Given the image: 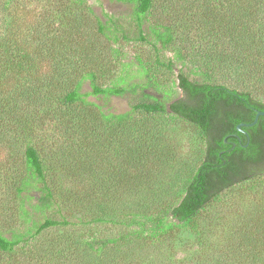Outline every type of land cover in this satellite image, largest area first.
Listing matches in <instances>:
<instances>
[{
  "label": "trees",
  "instance_id": "1",
  "mask_svg": "<svg viewBox=\"0 0 264 264\" xmlns=\"http://www.w3.org/2000/svg\"><path fill=\"white\" fill-rule=\"evenodd\" d=\"M16 1L0 0V146L12 148V157H19L24 167L17 193L35 199L38 203L33 210L37 212L57 204L60 197L55 193V171L33 138L36 120L31 114L37 106L67 134L73 133L74 143L83 154L103 145L118 148L122 154L119 171L125 161H130L137 174L123 170L120 177L110 179L111 185L116 182L118 198L113 197L107 183L100 190L105 194L101 198H97L95 188L92 198L79 195L72 203L76 222L46 218L35 221L27 232L0 229V253L10 255L29 246L32 250L25 256L38 264H169L175 238L187 229L195 230L200 247L211 250L210 242L217 229L212 215L214 204L235 188L264 179V116L255 126L242 127L244 132L238 130L240 124L252 123L257 112L264 111V0H219L223 6L229 5L230 18L225 24L230 47L221 52L222 59L201 63L206 69L200 77H193L192 67L184 61L187 71L180 69L179 93L172 99L153 95L151 88L158 92L160 89L152 81L104 87L97 71L82 64L77 68L72 59L68 68L41 72L29 49L21 44L20 37L26 29L9 11ZM117 1L130 5L139 30L137 40L148 42L147 30L162 48H168L175 41L182 44L197 28L201 5L206 18L211 3L217 0ZM89 11L93 14L90 8ZM107 19L104 23L97 18L99 30L108 40L117 41L109 25L119 31L116 22L112 16L107 15ZM75 37L80 39L79 35ZM123 38L128 36L123 34ZM156 50L159 52V48ZM178 57L184 58L182 51ZM157 61L174 72L172 59L168 63ZM214 69L219 70L223 82L215 80ZM86 82L90 83L88 92L83 90ZM130 93H140L141 97L124 113L107 110L89 99L126 98ZM168 117L197 129L204 142L203 156L177 192L167 188L164 193L155 187L151 193L152 174L161 173L163 165H169L167 161L176 154L166 135L168 123L164 120ZM81 161L82 156L75 160L76 165H83ZM80 183L84 184L83 179ZM32 192L37 195L31 196ZM24 213L28 215V211ZM217 222L220 225L222 219ZM104 224L120 230L104 236L91 231L70 232L48 243L37 240L52 228ZM238 224L245 227L240 236L248 240L250 255L246 260L231 261L234 256L222 250L220 255H211L212 261H208L212 253H205L209 257L203 261L199 251L194 264H264L260 247L264 246V207L250 209L239 217Z\"/></svg>",
  "mask_w": 264,
  "mask_h": 264
},
{
  "label": "rangeland",
  "instance_id": "2",
  "mask_svg": "<svg viewBox=\"0 0 264 264\" xmlns=\"http://www.w3.org/2000/svg\"><path fill=\"white\" fill-rule=\"evenodd\" d=\"M82 1L80 4L79 0H17L9 8L13 16L19 17L16 20L21 28L26 29L25 34L20 37L21 44L29 49L34 60L38 62L41 72H52L59 67L68 68L72 59L73 65L77 68L82 64L89 70L97 71L99 81L104 87L145 85L152 81L160 89L159 93L151 88L150 92L153 95H164L172 99L179 93L177 75L180 69L187 71L183 68L184 61L192 67V76L200 77L206 69L201 63L218 60L217 57L222 59L221 52L227 51L230 47L228 45L229 28H227L228 24H225L230 18L227 16L229 5L223 6L219 0L211 3V12L206 18L203 16L207 12L203 13L205 8H202L200 4L201 12H198L200 15L196 18L198 19L197 28L194 27V31L182 40V44L179 43L180 41H175L168 48H162L147 30L148 42L137 40L139 30L129 4L117 0ZM89 8L93 14L90 13ZM107 15L112 16L116 22L119 31H116L111 24L109 25L116 33L117 41L108 40L99 30L97 18L106 23ZM123 34L127 35L128 39H124ZM76 35H79L80 39L75 37ZM75 39L78 40L77 44ZM156 48H159V52ZM180 51L183 52L184 58H177V53ZM158 59L164 63L172 59L175 65L174 72L159 64ZM213 72L215 80L223 82L221 74L218 73L219 70L214 69ZM83 90L85 92L91 90L89 82L84 84ZM140 97V93L137 95L130 93L126 98L90 97L89 99L107 110L124 113L129 111L131 104ZM42 110V107L37 106L36 112L31 114L34 121L36 120L32 134L47 164L55 171V193L56 197L59 195L60 197L57 204H52L44 212L34 211L33 205L38 202L35 199L29 200L26 194L17 193L16 187L20 184V173L24 171L19 157H12V148L0 146V229L5 232H27L33 229L35 221L39 223L46 218L56 220L66 218L76 222L73 217L72 203L79 199V195L85 194L86 198H92V188H95L98 193L97 198H101L105 194L100 190L106 183L111 185V178L117 179L123 170H127L131 175L137 174V168L132 166L133 163L130 161H125L123 169L119 171L118 164L122 163V154L118 148L110 149L103 145L83 154L74 143L73 133L67 134L58 126L55 119L49 118L51 115L45 116ZM164 122L168 123L167 139L172 143V151L176 154L167 161L169 165H163L161 173L152 172V178L149 181L154 187L151 188V193L155 187L159 190L163 189L164 193L167 188L177 192L203 156L204 142L196 128L173 117L166 118ZM81 156L84 159L81 161L84 162L83 165H76L75 160L79 161ZM80 179H83L84 184L80 183ZM115 183H112L110 190L113 197L118 198L120 193L115 189ZM30 195L37 194L32 192ZM107 201L108 198L104 202ZM263 207V178L226 193L223 199L216 202L213 207L212 215L216 218L217 229L210 242L211 250L199 246L194 229L183 230V233L174 240L175 246L168 258L169 264L172 261L178 264H194L199 251L203 253V261L209 256L208 261H212L211 255H220L222 250L234 256L229 259L231 261L246 260L250 255V249L248 240L240 236L245 227L238 224L239 217L247 214L250 209L261 210ZM25 211H28L27 216ZM219 218L222 219L220 225L217 222ZM89 227L52 228L37 240L39 243L44 241L48 243L56 242L70 232L78 234L91 231L97 236H104L120 230L107 224ZM181 239L182 243H180ZM260 247H262L261 253H264V246ZM31 250L29 246H23L10 255L0 253V264H38L36 260L25 256V253ZM205 253L212 254L205 257ZM41 264H47V262L44 261Z\"/></svg>",
  "mask_w": 264,
  "mask_h": 264
},
{
  "label": "water",
  "instance_id": "3",
  "mask_svg": "<svg viewBox=\"0 0 264 264\" xmlns=\"http://www.w3.org/2000/svg\"><path fill=\"white\" fill-rule=\"evenodd\" d=\"M261 116H264V111H258L257 112V114H256V117H255V120L252 122V123H250V124H240L239 126H238V130L239 131H242V132H244V130L242 129V127H252V126H255L257 123H258V121H259V118L261 117Z\"/></svg>",
  "mask_w": 264,
  "mask_h": 264
}]
</instances>
